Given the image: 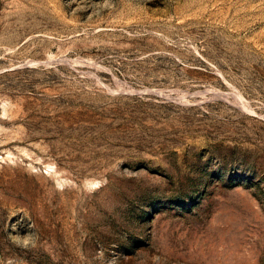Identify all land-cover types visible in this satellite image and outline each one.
Returning a JSON list of instances; mask_svg holds the SVG:
<instances>
[{
	"label": "rangeland",
	"instance_id": "374dc122",
	"mask_svg": "<svg viewBox=\"0 0 264 264\" xmlns=\"http://www.w3.org/2000/svg\"><path fill=\"white\" fill-rule=\"evenodd\" d=\"M0 264H264V0H0Z\"/></svg>",
	"mask_w": 264,
	"mask_h": 264
}]
</instances>
